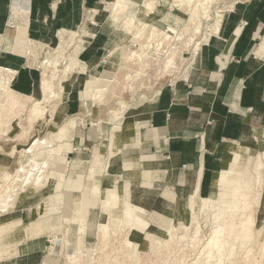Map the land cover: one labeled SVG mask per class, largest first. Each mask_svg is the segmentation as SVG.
Masks as SVG:
<instances>
[{
  "label": "bare ground",
  "instance_id": "obj_1",
  "mask_svg": "<svg viewBox=\"0 0 264 264\" xmlns=\"http://www.w3.org/2000/svg\"><path fill=\"white\" fill-rule=\"evenodd\" d=\"M108 1L107 4L99 3L95 7L87 10L85 23L80 28V35L78 37H76V31L60 32L59 44H55L59 45L56 49L57 51H47L44 71L47 72L48 70L49 72L51 68L53 70L51 73L52 77L56 71L59 70L62 73V77L58 84L51 82L50 75H44L43 78L37 82L34 95L24 97L15 92L11 87L15 71L0 66V125L2 122L12 120L16 116L13 115L10 110L14 111L18 109V102H21L24 106V104L29 101H33L27 116V121H29L30 124L33 121L44 118L45 116L43 115L46 112V105L51 106L53 104L54 109L50 113L55 112L56 114L53 120L59 121L66 112L64 100L70 84L66 79L67 73L71 72L75 77L78 72L81 70L84 71L79 59V54L85 48L89 38L97 32L100 23L105 22L115 28L121 26V24H123V26L125 24L127 31L130 32L134 29V42L141 39H144V41L139 42L137 49L132 50L126 58L122 57L125 46L111 53L107 58L110 64L106 67L105 71L99 75H95L94 79L89 80L87 90L82 97V100L85 101L82 102L84 105H91L89 103H92V100H95L97 96L98 98L101 97V100L106 103L111 101L114 97L117 98L118 101L116 103L118 108L116 110L118 111L116 112L119 113L112 114L114 116L113 120L118 121V123H115V130L122 129L123 131V138H121L124 141L132 140L137 133L141 136L143 142L154 140L155 136L152 131L136 130L139 126L136 118L140 116L139 112H142L145 105H147L146 101L142 100L141 108L139 110H134L132 106H130V103L123 100L120 101L119 99L124 96L126 90L130 91V88H133L131 91L134 93L139 88V82L140 79H142L140 76L141 74L147 73V67L150 68L151 63L154 66L156 63V72H158L159 69L163 70V72L159 74L160 77L175 75V71L179 70L181 64L185 61V56H183L185 48L189 47L191 42L194 46L196 45V49L201 48V39L204 35L202 29L203 19L211 21H208L209 23L207 25V29L210 28V31H206L209 34L216 33L220 28L224 12L222 10H214V13L212 12L213 10L211 7L213 0H170V6L178 7L181 12L179 15L172 13L164 15L162 20L167 22V28L161 30L159 27L152 24V22H149L153 18L151 13L154 14V17H156L158 13H155L157 9L156 0ZM167 1L168 0H162V3L168 4ZM29 2L30 0H12L7 28L5 32L0 33V52L9 51L29 56L31 49L34 48L36 41L28 35ZM235 3L236 0H232L229 8L233 7ZM131 6H136V12L132 13L130 17L122 19L121 15L123 13L129 15V8H131ZM189 8H191V10ZM137 21L138 23L145 21L146 24H144V27H138L136 29L137 25L135 23ZM163 34H165V36H161ZM198 34H201V36L197 37ZM160 36L163 38L159 39ZM68 52H70L69 55H67ZM258 53L264 57V46L258 49ZM197 55L198 53L194 57ZM162 58L164 59L161 60ZM160 64H162V66ZM85 65L87 66L86 63ZM120 68L123 72H120ZM188 69L189 67L185 70L184 75L176 77L175 80L172 81L178 84L184 76H187ZM120 82H123L124 88L118 87L113 89V85H117ZM159 90L160 87L156 86L155 92L157 93ZM145 97L146 96H142V98ZM6 98L8 103L11 104L9 107L3 104L4 102L6 103ZM57 98H59V101L56 103L54 100L57 101ZM50 113H48L49 116ZM110 119H112V117ZM74 122L75 121H72L73 127L66 124L62 126L56 134L52 135L53 141L61 145L62 148L65 147L69 141L68 135L74 128ZM244 131L245 133L240 140V144L235 145L231 151H226L223 160L224 174L220 178L221 181L218 182L217 180L216 182L215 180L213 182L211 191L208 195L209 197L200 196L198 186L194 187L195 181L189 178V184L194 187V190L189 195L185 196V192L180 188L178 189L180 198L178 197L179 199L176 200L177 197H175V192L166 190L163 194L167 200L161 198L159 203L154 205L151 204V200L157 195L158 191L153 189V187L150 188L145 183L143 184L140 176L142 174V168H150L152 166H157L156 164H161L151 161L141 163L139 159L137 161H131L125 166L123 157L120 152L116 150L115 143H118L119 138L116 137L117 133H114L108 147H106V144L103 142L100 146L98 142L96 143L99 149L94 153L93 164H87L83 161L80 162L77 159H74L75 161L73 162L71 161V169L66 176H69L70 179L76 177L78 174H85L88 176L82 181H79L76 193L70 192L72 193L70 194L67 192L65 200H63V202L60 201V196L56 195L55 192L59 190L58 188H60L62 184L60 183L58 187L52 184H54V176H60L61 172L51 170L49 174H53L54 176L52 178L53 180H50V184L52 185L50 187L53 189L50 192L54 195L51 197L50 208L44 210L41 208L42 211L36 213L28 223H22L20 221L15 223L16 219L13 218L9 221L7 218V220L4 219L2 221L0 218V221L2 223L4 222V225L6 224L4 226L0 223V248L12 242V246H15L13 248L14 250L24 240L51 237L54 231V238H56L58 235L63 236L65 232L61 244L53 242L50 248L51 252L46 256L43 264L56 263L57 259L52 258V256L57 252V248L60 253H64L65 249L68 251L67 254H65V259L66 255H70L73 259L77 257L81 259L84 258V249L87 246L88 240L85 241L87 235L82 230L77 232L78 228L70 223L78 221V223H85L88 228H91L89 219L92 215V211L98 208L97 224L99 227L97 225L96 230L97 228L98 230L103 229L104 234H108L111 229L109 220L111 217L117 226H121L125 218L126 220L130 219L135 222V225L132 226L131 231L128 233L129 237L127 240L129 242L138 241L145 232V229L139 226L140 222L146 221L144 214L141 213L140 210H148L149 207L153 205L155 210L157 209L155 212L159 216L158 219L156 218L158 224H162L166 221L170 223V216L173 215L174 212L180 214L179 220L185 229L188 228L192 222L195 221L197 223V227L192 234V241L182 248V254L178 259L174 260V264H186L188 257L195 253L191 264H226V260L232 262L230 260L233 259L234 253L233 249L227 250L229 244L227 238L231 229H233L236 224L238 227L241 222L242 227L247 228L248 226L252 227L256 223L255 225L258 226L259 231L257 233L251 231L250 239L255 243L259 238H261V240L264 238V213L262 212L264 209V175L262 177L264 169V126L260 129H250L246 126ZM27 133L28 129H24L23 135H27ZM118 136H120L119 133ZM44 144L45 142L41 139L36 140L31 146L30 151L24 152L25 156L23 157L19 156L20 150L17 145L10 150L0 146V189H2L1 179L5 176H10L9 173L6 172V169L12 161L16 159L18 164L21 163L19 167H22V170L25 171L24 166L28 157L34 164H37L38 159L44 157L47 153ZM248 145L253 147H249ZM55 150L56 149L52 151L53 154L58 153V149ZM108 153H110V155ZM56 159L62 161L66 159V156L60 155L57 156ZM102 163L105 164V167H102ZM82 165L85 170L77 169ZM91 167L93 169L95 168V170H92L93 172H88ZM229 175H231V178H228ZM103 181H108V185L103 183ZM70 189V186H67V190ZM34 190H38V187L34 188ZM173 190H175V187ZM31 192H33V190H30L25 195L15 197V200L18 199L22 204H26L27 198L31 197ZM41 193L49 194V191L45 189ZM5 195V193L0 195V204H5L6 201L12 198V195H10L4 199ZM198 201L201 202V204L197 206ZM136 209H138V211ZM197 209H199L200 214L204 215L205 224L211 227L209 235L207 234L208 237L206 238L202 222L199 221L200 223H198L196 221V218H198ZM57 211H60V213H57ZM53 214H56L57 217H50ZM59 217L63 220L61 224H59ZM52 220L53 224L49 228ZM154 223L157 224L156 222ZM67 225L69 227L66 228ZM185 232L187 233V231ZM152 233H154V231L147 232L148 235L146 238ZM72 235L79 236L80 247L78 252L74 249L76 243L70 239V237L73 238ZM9 239H12V241L10 242ZM66 239L68 242H65ZM154 240H156V244H160L164 241L158 237L154 238ZM11 244H8V247H10ZM262 244H264V241ZM256 246H258V244L254 247ZM198 247L200 248L198 249ZM4 248L0 249V264H13L14 252L11 253L9 258H5L4 254L7 253V249L4 250ZM240 262L241 261H239V264ZM83 263H85V261H83ZM255 264H260V261H257Z\"/></svg>",
  "mask_w": 264,
  "mask_h": 264
},
{
  "label": "crops",
  "instance_id": "obj_2",
  "mask_svg": "<svg viewBox=\"0 0 264 264\" xmlns=\"http://www.w3.org/2000/svg\"><path fill=\"white\" fill-rule=\"evenodd\" d=\"M108 2L30 0L28 35L36 42L51 44L59 43V34L63 31H76L78 37L80 28L85 23L87 10L99 3ZM11 5L12 0H0V33L5 32L7 28ZM158 21L167 25V22L160 18L155 24ZM122 28V24L115 28L105 22L100 23L97 32L89 38L79 54L84 71L87 66L88 71L78 72L69 84L64 100L66 112L60 118L64 119L62 125H72L71 122L75 121L74 128L68 135V143L74 146L73 151H79L83 145L94 148V144L98 142L96 140L104 138L101 137L104 135V121H101L98 129L90 126L81 128L77 118L71 116L81 115L82 110L85 111L87 107V117L91 114L90 108L98 105L94 100L89 103L91 105L83 104L82 101L85 100L81 99V91L85 85L81 86V83L85 80L86 84L87 77H92L95 70L98 74L105 71L110 64L107 55L115 47L113 44L117 38L123 37L126 40L127 31L124 34ZM262 42L264 0L236 2L233 7L224 11L219 30L208 37L196 57L192 55L187 76L178 84L168 80V83L161 86L160 90L146 101L147 105L136 118L139 123L136 130L152 131L154 140L143 142L141 136L136 133L132 140L124 141L122 129L116 131V137L119 138L118 143H115L116 150L123 157L125 166L139 159L141 163L151 161L162 165L142 168L140 176L143 184L158 191L155 204H158L161 198L166 199L163 194L166 190L175 192L177 200L180 198L178 189L182 188L186 196L195 186H198L200 196L209 197L213 182L221 181L220 178L224 174L223 160L226 151H231L235 145L240 144L246 126L250 129H260L264 126V57L258 53ZM28 61L27 56L23 54L0 52V66L15 71L11 82L12 89L24 97L33 96L36 83L42 79L40 69L31 66ZM101 68L102 72L99 71ZM131 105L139 106L138 103ZM108 122L109 120L106 121ZM261 122V127H258L257 124ZM109 124L111 125V122ZM99 129L101 131L98 132ZM67 145L63 148L60 145V151H66L61 156L73 153L72 145ZM79 152L82 153L81 150ZM74 159L86 161L87 164L91 161V158L86 160L80 156ZM72 162L68 165V171ZM53 163L56 168L54 169L61 172L60 176L55 178L56 183L58 181L63 186L62 189L56 190L55 194L59 195L60 201L63 202L67 192L76 193L79 181L88 176L78 174L70 179L66 176L67 159H55ZM77 169L85 170L83 165ZM92 170L95 168L91 167L88 172H93ZM263 175L264 169L262 177ZM189 178L195 181L194 187L189 184ZM228 178H231V175ZM67 186H70L71 191L67 190ZM94 211L90 217L91 228L93 220L98 216ZM90 234L88 233V236ZM47 238L51 237L22 241L14 251L13 264H43L51 252H47L48 248H51L48 247ZM56 256L55 253L52 258L57 259Z\"/></svg>",
  "mask_w": 264,
  "mask_h": 264
},
{
  "label": "rangeland",
  "instance_id": "obj_3",
  "mask_svg": "<svg viewBox=\"0 0 264 264\" xmlns=\"http://www.w3.org/2000/svg\"><path fill=\"white\" fill-rule=\"evenodd\" d=\"M239 1H242V0H239ZM239 1L236 0V2H239ZM156 2H157L156 12L158 13L156 14V17H154V14L151 13V16H153L154 19L152 18V20H150L149 22H152V24H154L155 26L157 25V27H159L161 30L163 29L165 30L167 28V25L159 21L155 24L156 20L159 18L162 19V17L166 15L167 13L179 15L181 11L176 6H173V7L170 6L169 4L170 0L167 1L168 4H163L162 0H156ZM231 2L232 0H213L212 7H211V9L213 10L212 12L214 13V10L215 11L222 10L223 12L229 10L231 8V7L229 8ZM191 8L189 9L191 10ZM135 9H136V6H131V8H129V15L123 13L121 15V18L125 19V18L130 17L132 13L136 12ZM208 21H209L208 19H203V24L204 23L205 24L204 25L202 24L204 35H203V38L201 39L202 40L201 46L211 35V33L209 34L206 31L210 29V28L207 29L208 23L211 22V21L209 22ZM135 24L137 25L136 26V29H137L138 27L139 28L144 27V24H146V22L143 21L142 23H138L137 21ZM122 27L124 28V29L122 28V30H124V34H125V31H127V29L125 28V24L124 26L122 24ZM133 31L134 29H132V31L130 32L127 31V37L125 38L126 40H124L123 37L122 38L118 37L117 41L113 44L115 47H113V50L111 51V53H113L118 48L125 46V50L122 53V57L126 58L127 55L131 53L132 50L137 49L139 42L144 41V39L134 42L133 41ZM161 36H165V34ZM161 36L159 37V39L163 38ZM198 36L200 37L201 34H198L197 37ZM57 40L58 39H56L55 42H57ZM262 45H264V42L260 44V46ZM58 46L59 45H55V43H53L52 45L51 43L38 41L34 45V48L31 49L29 56H27V59L29 60L28 64H30L31 66H37L41 71L42 78L44 75L46 76L50 75L51 77V73L53 71L51 68L49 69V72L48 70L47 72L44 71L46 54H47V51H51V52L57 51L56 49L58 48ZM110 47L112 48V46ZM199 51H200L199 48L196 49V45L194 46L193 43L191 42L189 47H186L185 50L183 51V56H185V61L181 64V67L179 68V70L175 71V75L170 76V77L169 76L160 77L159 74L162 73L163 70L159 69V71L156 72V63H155V66L151 63L150 68L147 67V73L141 74L140 76V78L142 79H140L139 88L134 93H132L131 91L133 90V88H130L131 89L130 91L126 90V92H124V96L120 98L119 100L120 101L123 100V101H126L127 103H130V106H132L131 104L138 103L139 104L138 107L132 106V108L134 110L135 109L139 110L142 106L141 105L142 100L148 101L151 97L154 96V93H156L155 92L156 86L161 87L164 84L168 83V80L170 79L175 80L176 77H180L184 75V72L187 69V67H190V60H191L192 55L194 57L197 53H199ZM69 53L70 52H68L67 55H69ZM110 54L107 55V58L110 56ZM163 59L164 58H162L161 60ZM160 65L162 66V64ZM102 69L103 68H101L99 71L102 72ZM86 71L87 69L83 72H86ZM96 71L97 70L94 71V74L92 75V77H87L86 84H85V80L82 81L81 86L82 85L83 86L85 85V86H84V89L81 91V99L85 91L87 90V85H88L89 80L94 79V75H99ZM120 72H123L121 68H120ZM61 77H62V73L58 70L51 77V82H53L54 84H58ZM66 79L71 83V81L74 79V76L71 73H67ZM118 87L124 88L123 82H120L117 85L116 84L113 85V89L118 88ZM142 96H146V97L142 98ZM101 99L102 98L101 97L98 98V96L95 98L94 102L98 103V105L90 108L91 114L89 116L87 117L85 116V114H87V111H88V108L86 107L85 111L82 110L83 113H80L81 115L75 114V115H72L71 118L72 117L77 118L76 120H77L78 126L81 128L83 126L85 127L90 126L91 128L94 127L98 129L99 125L102 124L101 121H104L102 124L104 135L101 137L102 138L104 137L105 140L103 138L101 140H96V141H98L99 146L103 142L104 144H106V147H108L109 141H110V133L112 132V135H113L114 133L118 132V130H115V123H118V121L113 120L114 116L112 114V113H119V112H116L118 111L116 110L118 108V105L116 103L118 99L114 97L108 103L102 101ZM58 101H59V98H57V101L54 100V102L56 103ZM32 103L33 101H29V102H26L23 106L21 102H18V109H15L14 111L10 110V112L16 116L12 120H9L7 122L4 121L1 123L0 125V146H3L7 150H10L15 145H17V147L20 150L19 156L23 157L25 156L24 152L30 151L31 146L35 143V141L38 139H41L42 141L45 142L44 147H46L47 153L44 155V157L38 159L37 164H34L28 157L26 164L24 166L25 171L22 170V167H19V165L21 166V163L18 164V161L16 159H14V161H12V163L6 169V172L9 173L10 176L9 177L5 176L1 179L2 189H0V195L1 194L3 195V193H5L6 195L4 199L9 197L10 195H12V198L6 201L5 204H0V218L2 219V221L4 219L5 220L8 219L9 221V220H12L13 218V219H16L15 223L19 221L22 223L30 222V220L36 215V213H39L40 211H42L41 208H43V210L50 208L51 199H52L51 197L52 195H54V194H51L50 192L51 190H53L50 186L54 185L58 187L60 185V182L57 181L56 183V180H55L56 177L53 174L51 175L49 173L51 170L56 171L55 170L56 168L53 163L56 157L66 152L65 150L60 151L61 149L60 145L56 144L53 141V136H52L53 134H56V132H58L61 129L62 121L64 119L62 118L59 121H54L53 117H55L56 113L55 112L50 113L54 109L53 107L54 104L51 106L46 105L47 106L46 112L43 115L45 117L42 118L41 120L33 121L30 124L29 121H27V116L31 109ZM3 104L7 105L8 107L11 105L10 103H8L7 98H6V103L4 102ZM48 113H50V116ZM111 117H112V120H110ZM108 120L109 122H111V125L109 124V122L106 123V121ZM262 123L263 122L258 123L257 124L258 127H261L260 125ZM64 125L66 124L64 123ZM24 129H28L27 135H23ZM97 131L99 132L101 130L99 129ZM13 136H16V137H13ZM95 136H96V132H95ZM68 145L71 146L72 144H70L69 142ZM248 146L253 147L251 145H248ZM80 147H81L80 150L82 151V153L79 152L80 150L73 151L74 146L72 145L71 150L73 151V153L67 154L66 156V159H67V164H66L67 171L66 172L68 174H69V171H68L69 163L78 156L86 160H89L91 158L90 164L94 163L93 161L94 153H96L99 149L97 147V144L96 143L94 144V148L89 145L88 147L87 145H83ZM54 149L56 150L58 149L57 154H53L52 151ZM108 154L110 155V153ZM91 155L93 156L91 157ZM83 162H86V161H83ZM103 166L105 167L104 163H102V167ZM52 178L54 179V184L51 185L50 180ZM103 182L106 183V185H108V181H103ZM37 187H38V190L35 191L34 188H37ZM62 188L63 186L61 185L60 188L58 189L60 190ZM45 189L49 191V194L41 193ZM30 190H33V192L30 193L31 197L27 198L26 204L25 203L22 204L20 201H18V199L15 200V197L20 196V195H25ZM155 201H156V198L154 196L153 199L151 200V204L154 205ZM198 204H201V202L198 201L197 206ZM153 205L149 207L148 210H145V209L140 210V212L144 214V218L146 219V221L140 222L139 226H141L142 229H145V232L142 234L141 238L138 241L129 242L127 240L129 237L128 233L131 231L132 226L135 225V222L130 219L126 220L125 218L121 226H117L115 224V221H113V218L111 217L109 219L111 229L110 228H109L110 230L108 229L109 230L108 234H104L103 229L98 230L97 228L96 230V226L98 225L97 218L93 220L92 230L88 228V226H86L85 223H78V221L75 223H70L71 225H74L76 228H78L77 232H79L80 230L85 232V234L87 235L85 237V241L88 240L87 237L90 238L87 241V244H86L87 246L84 249V258L79 259L77 257L73 259L70 255H66V259H65V254H67L68 251H66L65 249L64 253H60L59 249L57 248L56 255H57L58 261L56 260L55 264H174V260L178 259V257L181 256L182 248H184L186 244L192 241V234L195 228L197 227V223L194 221L188 226V228L185 229L183 225L181 224V221L179 220L180 214H177L178 212L177 213L174 212L173 215L170 216L171 217L170 223L166 221V222H163L162 224H158V221L156 220V218L158 219L159 216L155 212L157 211V209L155 210ZM136 210L138 211V209ZM60 211H57V213H60ZM196 212L198 215V218H196V221L198 223H200L199 221L202 222L203 227H204V232H205V238H206L209 235L211 227L205 224L204 215L199 213V209H197ZM262 212L264 213V209L262 210ZM93 213H96L97 215L98 208H96V210ZM50 217L55 218L57 217V215L53 214ZM58 219H59V224H61V222L63 221L62 218L59 217ZM154 222H156L157 224H155ZM0 223L2 222L0 221ZM52 224H53V220L51 224L49 225V228L52 226ZM89 224H92V221H89ZM255 224L252 227L250 226L251 228L249 226H248L249 228L248 227L245 228V227H242L241 222H240L238 227L236 224L235 227L231 229V232L227 238V241L229 243L227 246L228 248L227 250L233 249L234 257L232 260H230L232 262H229L228 260H226V264H239V261H241L240 264H255L257 261H260V264H264V244H262L264 241V238H262V240L261 238H259L258 240L255 241V243H253V240L250 239L251 231H254V233H257L259 231L258 226H256ZM2 225H4V222L2 223ZM67 227L69 226L67 225L66 228ZM153 231L154 233L149 234L150 236L146 238L148 235L147 232H153ZM185 231H187V233ZM88 233H91V234L88 236ZM162 233L165 235H163ZM54 234H55V231L52 232L51 238H47L48 247L52 246L53 242H57L58 244H61V240L63 241L64 236H65V232H64L63 236L58 235L56 238H54ZM72 236L73 238L70 237V239L76 243L74 246V249L75 251L77 250L76 252H78V249L80 247L79 236L78 235L76 236L72 235ZM156 237L161 238L164 241L160 244L159 243L156 244V240H154V238ZM9 241L11 242L12 239H9ZM65 242H68L67 239L65 240ZM11 243H8V244H11ZM8 244H6L5 246H2L0 249H3L4 247H5L4 250L7 249ZM256 244H258V246L254 247ZM14 247L15 246H12V244L10 245V247H8L7 253L4 254L5 258H9L11 253L16 250V249L13 250ZM156 247H157V250H156ZM199 248L200 247H198V249ZM49 251L50 250L48 248L47 252ZM195 254L188 257L186 264H191V262H193V258ZM83 261H85V263H83Z\"/></svg>",
  "mask_w": 264,
  "mask_h": 264
}]
</instances>
